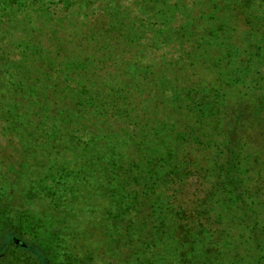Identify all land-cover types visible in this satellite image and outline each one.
I'll use <instances>...</instances> for the list:
<instances>
[{"label": "trees", "instance_id": "obj_1", "mask_svg": "<svg viewBox=\"0 0 264 264\" xmlns=\"http://www.w3.org/2000/svg\"><path fill=\"white\" fill-rule=\"evenodd\" d=\"M264 0H0V264H264Z\"/></svg>", "mask_w": 264, "mask_h": 264}, {"label": "rangeland", "instance_id": "obj_2", "mask_svg": "<svg viewBox=\"0 0 264 264\" xmlns=\"http://www.w3.org/2000/svg\"><path fill=\"white\" fill-rule=\"evenodd\" d=\"M232 138L251 143L264 152V106L239 102L227 116Z\"/></svg>", "mask_w": 264, "mask_h": 264}]
</instances>
